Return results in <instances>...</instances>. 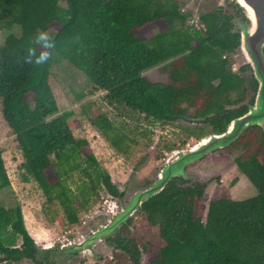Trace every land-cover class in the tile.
<instances>
[{
    "label": "trees",
    "instance_id": "16d2710c",
    "mask_svg": "<svg viewBox=\"0 0 264 264\" xmlns=\"http://www.w3.org/2000/svg\"><path fill=\"white\" fill-rule=\"evenodd\" d=\"M58 2L0 0V29L15 25L19 30L18 36L8 34L0 45V105L1 116L21 152V170L48 203L57 204L71 226L98 189L111 197L120 195L99 168L86 140L73 138L72 122L67 120L70 113L54 116L57 107L48 85L53 62H67L95 90L105 92L107 103L142 115L151 123L182 119L202 125L181 127L187 138L197 140L221 133L230 120L240 116L245 111L241 103L254 92L256 83L252 76L242 75L243 68L231 71L229 56L238 44V35L230 31V18L219 8L199 15L200 28H195L187 25L189 15L180 12L172 0H63V7ZM235 14L240 15L239 8ZM38 29L56 42L51 59L40 66L23 62ZM154 69L165 82L144 77V72ZM252 101L251 95L248 102ZM89 123L110 147L125 152L126 135L106 116L97 115ZM233 148L241 151L233 160L236 171L247 179L255 195L241 201L212 199L204 206L203 185L172 178L140 207L147 225L157 229L162 241L157 258L145 264H264V144L260 130L254 126L246 129L225 150ZM74 171L87 179L77 193L64 184L66 175ZM8 187L0 151V191ZM24 226L17 205L10 209L0 206V264H18L23 259L34 262V241ZM108 242L130 264H139L132 238Z\"/></svg>",
    "mask_w": 264,
    "mask_h": 264
},
{
    "label": "rangeland",
    "instance_id": "374dc122",
    "mask_svg": "<svg viewBox=\"0 0 264 264\" xmlns=\"http://www.w3.org/2000/svg\"><path fill=\"white\" fill-rule=\"evenodd\" d=\"M178 5L180 12L187 13V25L200 28L198 15L221 9L230 17V31L239 35L241 20L235 12V5L231 2L216 0H172ZM59 6H64L59 0ZM54 28H56L54 26ZM8 34L19 35L18 27L13 25L9 30L0 29V45ZM231 71L237 72L245 67L243 60L236 53L229 56ZM243 71V76H249L250 68ZM151 81L165 82V77L154 70L143 73ZM48 85L53 94L57 113L54 116L70 113L67 120L72 122L71 134L74 139H85L93 157L101 171L108 174L117 192L127 197L131 192L141 189L155 180L158 169L173 151L192 146L197 139L187 136L181 127L202 126L196 122L176 120L172 123H151L142 115L131 112L121 106L111 105L105 100V92L95 90L93 85L79 71L65 61L53 62L49 68ZM251 97L248 93L242 103H247ZM239 106V105H238ZM97 115H104L117 127L127 139L124 142V153H119L101 136L89 123ZM264 143V142H263ZM228 147V146H227ZM225 147V148H227ZM223 148L212 153L195 165L189 167L190 172L205 182L201 204L206 206L212 199L226 198L241 201L255 195L254 188L244 176H239L234 165V158L240 155V149ZM172 149V151H168ZM225 150V151H224ZM0 151L9 187L0 191V206L10 209L19 207L24 221V228L29 237L37 245L56 246L68 237L78 239L90 233L98 226L104 225L105 213L109 202L116 199L109 196L103 188L97 190V195L91 197L87 206L78 213V222L67 225L61 209L56 203H48L36 183L25 176L20 168L21 152L14 139V135L5 124L1 116L0 105ZM83 164L84 158L79 157ZM25 177V180L23 179ZM188 184L196 183L186 181ZM235 182V183H234ZM87 183V179L79 171L70 172L64 178V184L77 193ZM233 184V185H232ZM87 186V185H86ZM118 200H121L119 198ZM205 210L202 213L204 219ZM130 220L129 223L127 221ZM121 223L118 232H113L102 241L91 254L81 256L71 255L55 262L56 264H130L127 256L109 239L128 236L137 244L139 264H145L157 258L158 249L162 241L157 235V229L147 225L143 214L138 209L132 216ZM126 227V231L123 227ZM20 244L17 238L16 245ZM56 257L53 258V260ZM18 264H34L23 259Z\"/></svg>",
    "mask_w": 264,
    "mask_h": 264
},
{
    "label": "water",
    "instance_id": "95a60500",
    "mask_svg": "<svg viewBox=\"0 0 264 264\" xmlns=\"http://www.w3.org/2000/svg\"><path fill=\"white\" fill-rule=\"evenodd\" d=\"M216 1L217 3L232 2L240 8L244 16V22L239 23L238 44L233 52L240 56L245 66H249L250 74L256 83L253 101L246 106V112L230 120L221 133L206 135L190 147L173 151L158 169L152 183L131 192L127 197L118 191L120 196L109 202L104 225L98 226L78 239L68 237L56 246L37 245L34 242L32 263L56 264L57 259L60 260L62 257H66L68 261L70 255L72 257L76 254L77 256L91 254L113 232H118L121 223L132 218L144 202L159 194L172 178L203 184L204 180L190 172V165L193 166L204 157L229 146L246 129L252 126L258 127L262 131L264 142V0H240L241 4L237 0ZM211 12L212 10L202 14ZM233 108L237 109L238 106ZM119 198L121 200H118ZM54 257L56 258L53 260Z\"/></svg>",
    "mask_w": 264,
    "mask_h": 264
},
{
    "label": "clouds",
    "instance_id": "9594fccd",
    "mask_svg": "<svg viewBox=\"0 0 264 264\" xmlns=\"http://www.w3.org/2000/svg\"><path fill=\"white\" fill-rule=\"evenodd\" d=\"M31 47H28L23 57L26 64L37 66L46 64L52 56V50L56 48V42L46 31L37 30L35 36L30 40Z\"/></svg>",
    "mask_w": 264,
    "mask_h": 264
},
{
    "label": "flooded vegetation",
    "instance_id": "af4514ba",
    "mask_svg": "<svg viewBox=\"0 0 264 264\" xmlns=\"http://www.w3.org/2000/svg\"><path fill=\"white\" fill-rule=\"evenodd\" d=\"M236 8H238V7H236L235 6V9L234 10H236ZM222 12V11H221ZM223 13V12H222ZM235 13V12H234ZM239 13H240V15H238L242 20H244V16H243V14H242V12H241V10H240V8H239ZM224 14V13H223ZM224 15H226V14H224ZM228 16V15H227ZM229 17V16H228ZM230 18V17H229ZM238 35V34H237ZM263 54H264V48H263ZM243 68V71L245 70V68L247 69L248 67L247 66H245V67H242ZM249 76H251V74H249ZM255 90H256V87H255ZM255 90H254V92H255ZM254 92H252L251 93V95L252 96H254ZM248 104H250L248 101H247V103H241V105H244L245 106V111L242 113V114H244L245 112H246V106L248 105ZM241 114V115H242ZM254 127H256V126H254ZM251 128V127H250ZM258 128V127H257ZM259 129V128H258ZM260 130V129H259ZM260 132H261V138H262V141H263V136H262V131L260 130ZM264 144V143H263ZM225 151V150H224ZM215 152H219V150L218 151H215ZM214 152V153H215ZM204 193V192H203ZM203 195V194H202Z\"/></svg>",
    "mask_w": 264,
    "mask_h": 264
},
{
    "label": "bare ground",
    "instance_id": "6f19581e",
    "mask_svg": "<svg viewBox=\"0 0 264 264\" xmlns=\"http://www.w3.org/2000/svg\"><path fill=\"white\" fill-rule=\"evenodd\" d=\"M240 4H241V1L240 0H237ZM246 10L248 11V13H250V11L246 8ZM37 243V242H36Z\"/></svg>",
    "mask_w": 264,
    "mask_h": 264
},
{
    "label": "crops",
    "instance_id": "0c3cea01",
    "mask_svg": "<svg viewBox=\"0 0 264 264\" xmlns=\"http://www.w3.org/2000/svg\"><path fill=\"white\" fill-rule=\"evenodd\" d=\"M207 205V204H206Z\"/></svg>",
    "mask_w": 264,
    "mask_h": 264
}]
</instances>
